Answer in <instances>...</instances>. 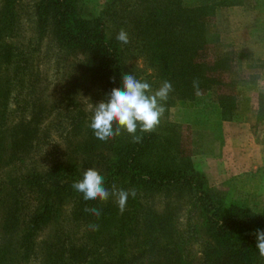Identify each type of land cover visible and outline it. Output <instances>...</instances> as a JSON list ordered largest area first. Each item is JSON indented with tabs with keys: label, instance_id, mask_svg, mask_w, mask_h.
Here are the masks:
<instances>
[{
	"label": "rangeland",
	"instance_id": "1",
	"mask_svg": "<svg viewBox=\"0 0 264 264\" xmlns=\"http://www.w3.org/2000/svg\"><path fill=\"white\" fill-rule=\"evenodd\" d=\"M221 1L182 0V3L195 7ZM36 2L15 0V25L6 39L30 59L27 65H22L25 69L17 72V82L12 81L7 101L0 98V119L8 128L16 129L21 143L10 164L0 163V236L8 204L24 193V175L44 172L60 162L74 164L82 174L90 167L105 174L106 156H112L105 143L94 153L78 147L87 136L91 109L100 102L102 84L84 78V68L78 63L83 56L75 58L59 50L50 30L38 40ZM107 2L80 0L81 14L94 19ZM206 33L207 42L198 51L196 60L212 64L217 58H229L230 68L211 71L210 75L221 83L199 89L191 99L178 98L171 92L155 132L159 137L177 132L180 155L191 160L210 186L222 192L229 202L261 213L264 208V0H233L231 5H217L206 20ZM128 64L131 73L149 82L153 90L163 82L136 51L129 54ZM221 94L235 96L236 111L229 120L220 117L217 98ZM5 140L9 138L6 136ZM120 184L116 186L120 188ZM139 191L132 207L126 205L129 225L122 242L113 244L115 247L110 245L114 259L120 249V255L132 264H149L153 260L157 264L166 255L174 260L173 264H180L179 261L197 264L208 236L194 193L182 186ZM34 198L32 195L23 202L28 205ZM108 201L115 203L111 196L105 202ZM71 205L67 199L60 206V221L41 228L35 237L37 256L26 264H46L41 253L55 232L75 234L72 237L76 236L77 240L82 235L86 227L76 226L71 218ZM119 218L120 215L116 217ZM115 224L118 227L119 222ZM104 236L105 232L99 249L103 254L109 247ZM15 237L11 238L12 242ZM147 239L158 243L160 254L133 259L145 248Z\"/></svg>",
	"mask_w": 264,
	"mask_h": 264
},
{
	"label": "trees",
	"instance_id": "2",
	"mask_svg": "<svg viewBox=\"0 0 264 264\" xmlns=\"http://www.w3.org/2000/svg\"><path fill=\"white\" fill-rule=\"evenodd\" d=\"M14 2L0 0V98L4 101L10 94L12 81L17 82V72L25 69L30 59L15 44L6 41L15 25ZM231 4L233 0L195 7L184 6L182 0H108L96 18L87 19L81 14L80 0H37L35 32L41 41L50 30L59 50L75 58L83 56L78 63L84 68V78L102 84L100 101L106 99L113 88L122 87L123 73H131L128 61L132 50L144 56L157 78L172 83L173 93L178 98L191 99L197 91L192 87L194 79L199 81V89H208L221 83L210 75L211 71L230 68L229 58H217L208 64L197 61L196 55L207 42L208 16L213 15L217 5ZM122 28L129 34L128 45H121L115 39ZM217 100L221 119H231L236 111L235 96L221 94ZM89 129L78 147L94 153L105 143L112 154L106 156L105 174L99 172L105 178V187L122 183L120 188L125 190L149 192L159 187L182 186L194 193L208 236L202 259L197 264H264L254 235L256 229L264 230V208L261 213H253L229 202L222 192L210 186L191 160L180 155L177 132L161 137L155 131L144 133L139 143H133L131 136L122 132L102 142ZM0 130V163L8 165L21 143L16 129L8 128L1 119ZM79 179L82 173L74 164L61 162L44 172L23 176L24 193H18L20 197L11 201L4 213L0 264H26L36 257V235L45 224L60 221V206L67 199L72 204V220L76 226L86 228L78 240L72 237L75 234L55 232L41 253L46 264H132L120 255V249L114 259L110 245L122 242L129 225L128 206L132 207L134 198L129 196L128 206L121 214L118 206L110 201H85L82 194L71 187ZM32 195H35L34 202L26 205L23 201ZM85 207L99 208L102 214L96 218L86 213ZM116 222H119L118 227ZM90 224H98L99 229L90 230ZM104 232L103 240H108L109 247L103 254L99 249L103 246ZM152 241L147 239L145 248L133 259L159 255L161 248ZM164 257L166 259L157 264L174 263L169 255ZM153 261L149 264H154Z\"/></svg>",
	"mask_w": 264,
	"mask_h": 264
},
{
	"label": "clouds",
	"instance_id": "3",
	"mask_svg": "<svg viewBox=\"0 0 264 264\" xmlns=\"http://www.w3.org/2000/svg\"><path fill=\"white\" fill-rule=\"evenodd\" d=\"M115 39L121 45L130 43L129 34L125 29H120ZM122 87L113 88L106 99L94 104L88 127L94 137L102 142L120 136L126 132L131 136L133 143H139L144 133L156 130L166 111V102L173 92L170 81L164 80L161 85L153 90L151 84L144 79L137 78L133 73H123L121 77ZM193 89H199V81H192ZM139 133V134H138ZM71 187L82 194L85 201H107L111 196L122 214L127 205L129 196L135 198V189L125 190L115 184L111 188L105 187V178L95 168H88L82 174V179L76 180ZM84 211L99 218L101 210L96 207H85ZM89 229L96 231L98 224H90ZM256 249L261 259H264V230L256 229Z\"/></svg>",
	"mask_w": 264,
	"mask_h": 264
}]
</instances>
